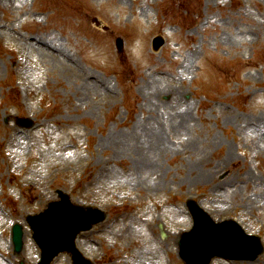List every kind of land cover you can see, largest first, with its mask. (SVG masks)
<instances>
[{"label": "rangeland", "instance_id": "374dc122", "mask_svg": "<svg viewBox=\"0 0 264 264\" xmlns=\"http://www.w3.org/2000/svg\"><path fill=\"white\" fill-rule=\"evenodd\" d=\"M53 49L105 84L83 87ZM59 188L108 211L79 236L95 264H184L190 198L264 245V0H0V264H37L26 216Z\"/></svg>", "mask_w": 264, "mask_h": 264}, {"label": "water", "instance_id": "95a60500", "mask_svg": "<svg viewBox=\"0 0 264 264\" xmlns=\"http://www.w3.org/2000/svg\"><path fill=\"white\" fill-rule=\"evenodd\" d=\"M66 201L68 200V197L65 195L63 197ZM63 201L62 203H64ZM68 203V202H67ZM63 204H61L62 206ZM68 205V204H67ZM83 209V208H82ZM73 211H76L79 213L85 220L82 222L75 220V224L78 225L79 228L76 227H69V223L73 219L70 215L67 213L61 212L58 215L55 216L53 219V225L55 230L58 234H56L57 237H50L51 234L54 232V230H44L43 227L39 229L38 234H36L35 237H37L38 242L42 246L43 250L47 253V255H44V260L41 262V264H49L50 261L53 259V257L59 253L62 250L71 251L73 254V258L75 261V264H90L88 260H86L74 247V238L76 234L81 229H88L93 222L100 221L104 219L105 214L103 211L88 207L86 211L81 210L79 211L77 207L73 208ZM33 221H36V218H31ZM36 225H34L35 228ZM21 227L18 226V232L16 234V244L17 248H20L21 246V239H22V232ZM257 252L261 251V246H255L253 247ZM197 250V246H193L192 248H189V250H182V256L187 260L189 264H194L193 254H195ZM211 253L207 254L205 257L201 256L199 257V262H196L195 264H201L207 260L208 256Z\"/></svg>", "mask_w": 264, "mask_h": 264}, {"label": "bare ground", "instance_id": "6f19581e", "mask_svg": "<svg viewBox=\"0 0 264 264\" xmlns=\"http://www.w3.org/2000/svg\"><path fill=\"white\" fill-rule=\"evenodd\" d=\"M39 41L36 39V40H32L31 43H38ZM60 54L62 55L63 53L59 50ZM86 76V74H85ZM90 79H93L91 77H88V78H85L83 81L84 83L91 89L93 90H96V89H99V85L97 84V82H95L94 80H90ZM164 140V138L162 136H159L158 138H155L152 143L155 144V145H165L166 143H162ZM198 179H203L204 178V173H200L198 174Z\"/></svg>", "mask_w": 264, "mask_h": 264}]
</instances>
